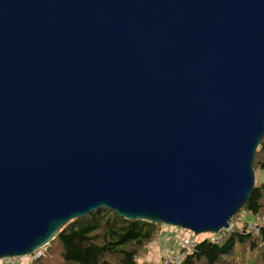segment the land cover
<instances>
[{
	"label": "water",
	"instance_id": "water-1",
	"mask_svg": "<svg viewBox=\"0 0 264 264\" xmlns=\"http://www.w3.org/2000/svg\"><path fill=\"white\" fill-rule=\"evenodd\" d=\"M264 139V0H0V261L101 209L218 235Z\"/></svg>",
	"mask_w": 264,
	"mask_h": 264
},
{
	"label": "trees",
	"instance_id": "trees-1",
	"mask_svg": "<svg viewBox=\"0 0 264 264\" xmlns=\"http://www.w3.org/2000/svg\"><path fill=\"white\" fill-rule=\"evenodd\" d=\"M253 166L264 174V139ZM245 214L264 218V182L255 184L249 200L230 222V229L183 250L181 264H264V226L257 233L250 232L248 222L241 219ZM164 228L97 210L61 229L45 256L31 264H147L142 254L160 238Z\"/></svg>",
	"mask_w": 264,
	"mask_h": 264
},
{
	"label": "built area",
	"instance_id": "built-area-1",
	"mask_svg": "<svg viewBox=\"0 0 264 264\" xmlns=\"http://www.w3.org/2000/svg\"><path fill=\"white\" fill-rule=\"evenodd\" d=\"M263 226H264V218L263 217L252 218V220L249 221L247 224L248 230L252 233H257L259 231V229ZM178 232H180V231H178ZM181 233L183 234V232H181ZM188 236L189 235H185V236L182 235L179 238H185ZM215 239L216 238H213V240H215ZM182 243H183V248L181 249V251L179 252V254L177 256L173 255L171 252L164 251L162 254V259H161L160 264H181L182 257L184 256V253L182 251L183 250L188 251V250H190L188 248H191V247L193 248L196 245L191 240H189L187 238H185ZM47 248H48V246H46L42 249H39L34 254L27 257L29 259L28 264H31V262L34 260H38V259L44 257L46 254ZM1 264H20V263L18 262V259H16V258H6L4 260H1Z\"/></svg>",
	"mask_w": 264,
	"mask_h": 264
},
{
	"label": "rangeland",
	"instance_id": "rangeland-1",
	"mask_svg": "<svg viewBox=\"0 0 264 264\" xmlns=\"http://www.w3.org/2000/svg\"><path fill=\"white\" fill-rule=\"evenodd\" d=\"M254 171H255V169H254ZM262 182H264V174H263V172L262 171H255V184H260ZM241 219H243L244 221H247V222L252 220V218H250L249 215H246V214L243 215ZM242 227L243 226H240V228H242ZM167 228H168V230H167ZM164 229H166V230L164 231ZM164 229H163L164 232H162V236L164 235V236L167 237L166 238L167 239L166 240L167 250H168V252H171L175 256H177L179 254V252L181 251V249L183 248V243L182 242H183V240L185 238L191 240L194 244H198V243L202 242L203 240H205L207 238H212L214 236L212 234H201V235L197 236V235H194L192 232H190L188 230H182V229L175 228V227H170V226H165ZM169 229L170 230H176L177 234H179L178 231L183 232V234L181 233V234L178 235L180 237L182 235H184V236L185 235H189V236L185 237V238H177L175 241H173V240L169 239L168 236L169 237H170V235L173 236L175 234V231H173V233L169 235L168 232H171ZM161 242L164 244V241H161ZM191 248H188V249H191ZM147 249L145 250V252L147 251ZM144 253L142 254V257L144 255ZM18 262L20 264H28L29 259L27 257L26 258H19ZM0 264H1V261H0Z\"/></svg>",
	"mask_w": 264,
	"mask_h": 264
},
{
	"label": "crops",
	"instance_id": "crops-1",
	"mask_svg": "<svg viewBox=\"0 0 264 264\" xmlns=\"http://www.w3.org/2000/svg\"><path fill=\"white\" fill-rule=\"evenodd\" d=\"M165 230L166 229H164V231ZM167 230H168V228H167ZM170 231L171 232H168L169 235L172 234L173 231H175V234L173 236L170 235V237L168 236L169 239L175 241L177 238L180 237L178 235L181 234V232H178L179 234H177L176 230H170ZM166 238H167L166 236H164V235L162 236L161 235L160 238H158L155 242H153L152 244H150L148 246L147 251L144 253V255L142 257V261L144 263H147V264H160L161 263L163 252L164 251H168L167 250V243H166L167 239ZM161 241H164V244Z\"/></svg>",
	"mask_w": 264,
	"mask_h": 264
}]
</instances>
